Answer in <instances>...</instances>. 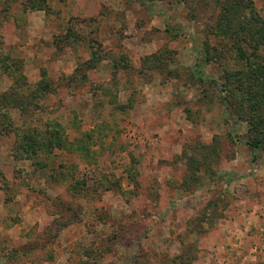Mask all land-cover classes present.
<instances>
[{
  "label": "rangeland",
  "instance_id": "obj_1",
  "mask_svg": "<svg viewBox=\"0 0 264 264\" xmlns=\"http://www.w3.org/2000/svg\"><path fill=\"white\" fill-rule=\"evenodd\" d=\"M255 15L0 0V103L28 100L0 104V264H264V45L230 34ZM32 131L66 144L26 154Z\"/></svg>",
  "mask_w": 264,
  "mask_h": 264
},
{
  "label": "trees",
  "instance_id": "obj_2",
  "mask_svg": "<svg viewBox=\"0 0 264 264\" xmlns=\"http://www.w3.org/2000/svg\"><path fill=\"white\" fill-rule=\"evenodd\" d=\"M228 4L223 5L222 9H220L221 12V16H224V20L222 22L223 24V28L224 31L226 32L227 30H229L230 28V23L233 20V17L236 14V6L235 2H227ZM256 16V15H255ZM256 20H259V23H256L255 25H253L252 23L255 22V20L252 19V17H249V19H245V20H241V21H237L238 23L234 22L233 26L231 27V31L230 34H236L239 33L238 35H242L243 38L246 37V40L250 43H253L254 47H258V45H264V18L263 17H259L256 16ZM238 25V29L235 28V26ZM222 28V30H223ZM202 53L204 55V58L206 60L210 59V58H214L216 59L217 53L218 51H222L221 49H216L217 53L213 54L212 57H210L209 55V48L205 45L202 48ZM214 49V48H213ZM249 70H254L253 68H250ZM197 76L200 77V73L198 75L197 72ZM245 78L247 80V82L250 79V75L249 72H247L245 74ZM37 89L40 90V93H44L48 90H52V86L46 82V81H39L37 84ZM224 90V88H223ZM225 92V91H224ZM14 95H16L15 92H12L11 94H3L2 97L4 98L3 103L1 104V109L6 110L7 108V104H12V103H16L17 104V108L19 109H25V105L28 103L27 98L22 97V100H19L18 102L15 101L14 99ZM4 104V105H2ZM259 120V119H257ZM250 123V129H254L255 128V123H254V119H250L249 120ZM19 136L21 138V143H19V149H21L22 151H24L26 154L33 152L32 146H36L39 149L42 150H46V148H51V147H56V146H64V144H66L63 139L61 138V136L58 134V132H47L46 135L41 136L39 132L37 131H32V132H22L19 133ZM249 145H251V147H256L259 143V138L257 137H251L250 140L247 142ZM18 146V145H17ZM15 146V147H17Z\"/></svg>",
  "mask_w": 264,
  "mask_h": 264
}]
</instances>
